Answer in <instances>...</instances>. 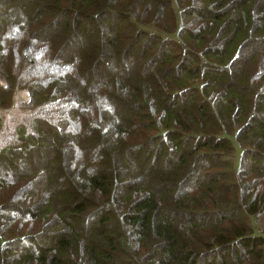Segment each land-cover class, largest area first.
<instances>
[{"label": "trees", "instance_id": "trees-1", "mask_svg": "<svg viewBox=\"0 0 264 264\" xmlns=\"http://www.w3.org/2000/svg\"><path fill=\"white\" fill-rule=\"evenodd\" d=\"M12 102L0 264H264V0H0Z\"/></svg>", "mask_w": 264, "mask_h": 264}, {"label": "rangeland", "instance_id": "rangeland-1", "mask_svg": "<svg viewBox=\"0 0 264 264\" xmlns=\"http://www.w3.org/2000/svg\"><path fill=\"white\" fill-rule=\"evenodd\" d=\"M26 100H27V95L23 92L16 93L14 95V98H13V102L15 104H17L18 106L21 103L23 104ZM13 102L11 103V105H9L7 107H2L3 109L2 108L0 109L1 120L7 119L8 117H10L12 115L14 116L17 113L18 109L16 106H14L15 104L13 105ZM22 104H21V106H22Z\"/></svg>", "mask_w": 264, "mask_h": 264}]
</instances>
